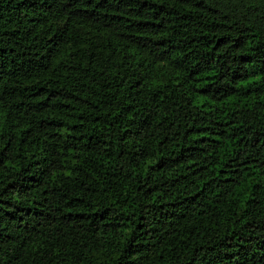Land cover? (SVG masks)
<instances>
[{
	"label": "trees",
	"instance_id": "obj_1",
	"mask_svg": "<svg viewBox=\"0 0 264 264\" xmlns=\"http://www.w3.org/2000/svg\"><path fill=\"white\" fill-rule=\"evenodd\" d=\"M0 264H264V0H0Z\"/></svg>",
	"mask_w": 264,
	"mask_h": 264
}]
</instances>
